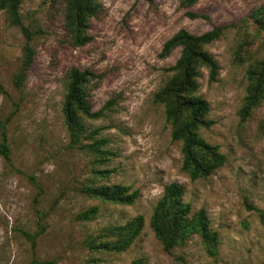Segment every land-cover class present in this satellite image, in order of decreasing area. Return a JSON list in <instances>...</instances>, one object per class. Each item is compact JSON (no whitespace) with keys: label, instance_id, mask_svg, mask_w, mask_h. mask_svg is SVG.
Masks as SVG:
<instances>
[{"label":"rangeland","instance_id":"1","mask_svg":"<svg viewBox=\"0 0 264 264\" xmlns=\"http://www.w3.org/2000/svg\"><path fill=\"white\" fill-rule=\"evenodd\" d=\"M94 3L84 45H74L63 0H22L21 25H11L0 9V142L5 122L9 147V160L0 154V264H129L136 258L144 264H264V226L256 211H264V97L240 121L247 69L264 58V29L257 25L264 0H198L190 8L180 0ZM218 25L228 27L205 46L217 76L210 81L200 67L197 78V95L208 102L213 121L199 135L225 161L208 177L191 180L181 169V141L172 139L165 108L154 100L180 48L158 55L177 30L199 34ZM25 45L33 50L27 67ZM73 67L101 74L86 86L92 110L113 99L100 117L82 119L87 132H96L77 145L61 112ZM101 138L106 141L99 144ZM170 182L184 187L192 211L206 210L218 237L213 254L196 233L166 252L150 229ZM113 184L137 189L139 197L114 204L87 193ZM81 213L90 218H78ZM138 214L144 225L126 250L97 244L112 239L102 237L106 227Z\"/></svg>","mask_w":264,"mask_h":264},{"label":"trees","instance_id":"2","mask_svg":"<svg viewBox=\"0 0 264 264\" xmlns=\"http://www.w3.org/2000/svg\"><path fill=\"white\" fill-rule=\"evenodd\" d=\"M198 0H180L181 6L190 8ZM22 0H0V9L4 10L11 25H21L19 7ZM65 3V21L74 45H84L90 40L86 33L88 20L96 14L94 0H63ZM190 17H206L192 11ZM257 25L264 29V14L258 17ZM227 25L214 26L205 32L195 34L184 28L177 30L166 39L161 47L159 57H167L175 48H180L176 61L165 68L172 72L171 77L154 95L155 102L163 104L166 119L171 123V137L181 141V169L191 180L206 178L223 165L224 155L216 145H212L199 135L201 128H208L212 120L208 118L209 104L197 95L199 68L208 69L209 80H215L218 65L205 46L217 40ZM28 38V36H27ZM24 65L27 67L33 60V50L25 45ZM101 74L89 69L73 67L68 74L66 92L63 97L61 112L69 131L70 142L77 145L81 137L92 138L96 131L87 132L82 119L100 117L104 110L113 103L109 100L98 110H92L87 98V83L100 78ZM247 95L240 108V121H246L264 97V58L247 69ZM17 83L19 77L15 78ZM8 119V118H7ZM0 154L9 160V147L6 142L5 122L2 124ZM100 143L106 139H99ZM100 154H107L99 151ZM90 196L114 204H131L139 197L137 189L122 184L90 187ZM184 187L170 182L163 187L161 197L157 200L149 219V227L159 240L162 248L170 252L172 248L182 245L190 235L196 233L206 246V251L213 254L217 248V233L211 229L206 210L201 207L192 211L191 205L183 200ZM264 226V211L256 209ZM80 219H89L88 213L78 215ZM144 225L143 216L138 214L124 224L106 227L97 244L108 251L121 252L140 234ZM31 264H56L54 260L33 259ZM129 264H144L142 258H136Z\"/></svg>","mask_w":264,"mask_h":264}]
</instances>
